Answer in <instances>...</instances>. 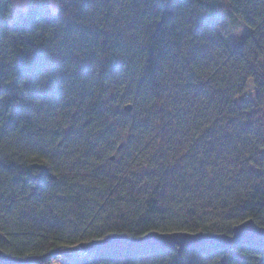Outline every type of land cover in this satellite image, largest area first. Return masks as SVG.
<instances>
[{
  "label": "trees",
  "instance_id": "16d2710c",
  "mask_svg": "<svg viewBox=\"0 0 264 264\" xmlns=\"http://www.w3.org/2000/svg\"><path fill=\"white\" fill-rule=\"evenodd\" d=\"M222 1L62 0L52 14L0 0L2 251L264 264L253 245L69 252L108 233L264 226V0Z\"/></svg>",
  "mask_w": 264,
  "mask_h": 264
},
{
  "label": "water",
  "instance_id": "95a60500",
  "mask_svg": "<svg viewBox=\"0 0 264 264\" xmlns=\"http://www.w3.org/2000/svg\"><path fill=\"white\" fill-rule=\"evenodd\" d=\"M132 106L125 105L130 111ZM211 243L216 247L227 248L230 246H255L264 249V226L259 225L253 218L245 219L236 223L229 233L198 230L196 232L174 230L157 231L151 230L141 236H128L126 233H108L102 238H96L79 243L75 249H81L91 253H106L109 250L141 249L142 247L156 246L161 249L177 250L179 256L186 248L203 247ZM59 249L41 255L16 257L5 253L0 249V264H26L41 258L60 255Z\"/></svg>",
  "mask_w": 264,
  "mask_h": 264
},
{
  "label": "rangeland",
  "instance_id": "374dc122",
  "mask_svg": "<svg viewBox=\"0 0 264 264\" xmlns=\"http://www.w3.org/2000/svg\"><path fill=\"white\" fill-rule=\"evenodd\" d=\"M213 2L215 3L216 6H219V7L224 4L222 0H213ZM220 24H221L220 29L222 33L225 34L227 37H229V40L232 44L242 38L243 30L241 27L230 32V28L226 24H223L222 21ZM254 93H255V90L253 89L252 82L250 81L247 86V91H246V95L244 96V98H253ZM34 264H37V263H34ZM51 264H57V260L56 261L54 260L53 263Z\"/></svg>",
  "mask_w": 264,
  "mask_h": 264
},
{
  "label": "crops",
  "instance_id": "0c3cea01",
  "mask_svg": "<svg viewBox=\"0 0 264 264\" xmlns=\"http://www.w3.org/2000/svg\"><path fill=\"white\" fill-rule=\"evenodd\" d=\"M62 4V0H48V9L52 14L56 13L60 10ZM28 6L29 0H12V7L16 12H25Z\"/></svg>",
  "mask_w": 264,
  "mask_h": 264
},
{
  "label": "built area",
  "instance_id": "2783aa9c",
  "mask_svg": "<svg viewBox=\"0 0 264 264\" xmlns=\"http://www.w3.org/2000/svg\"><path fill=\"white\" fill-rule=\"evenodd\" d=\"M70 253H78L79 255H86V254H92L91 252H85V251H82L81 249H75L73 252L69 251ZM64 263V260L62 258L58 259L57 260V264H63Z\"/></svg>",
  "mask_w": 264,
  "mask_h": 264
}]
</instances>
